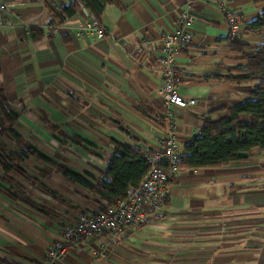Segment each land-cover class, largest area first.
<instances>
[{
    "label": "crops",
    "instance_id": "1",
    "mask_svg": "<svg viewBox=\"0 0 264 264\" xmlns=\"http://www.w3.org/2000/svg\"><path fill=\"white\" fill-rule=\"evenodd\" d=\"M72 1L0 0V151L22 157L33 147L45 155L29 153L19 172L0 162V260L12 264H42L65 226L105 203L94 186L117 143L160 146L168 131L157 93L162 37L188 10L194 42L177 66L182 94L196 103L173 107L182 146L199 136L205 116L217 119L251 98L255 84L228 79L246 60L231 49L230 25L216 2L117 0L99 20L103 38L79 35L76 25L49 30L57 8ZM220 1L243 18L246 41L264 43V31L245 30L264 0ZM2 101L18 115L11 125L18 136ZM58 264H264V151L216 168L182 167L157 216L114 236L81 239Z\"/></svg>",
    "mask_w": 264,
    "mask_h": 264
},
{
    "label": "trees",
    "instance_id": "2",
    "mask_svg": "<svg viewBox=\"0 0 264 264\" xmlns=\"http://www.w3.org/2000/svg\"><path fill=\"white\" fill-rule=\"evenodd\" d=\"M116 1L76 0L62 6L61 10L66 16L72 18L80 13V7L83 5L91 12L94 20L100 23L105 7ZM240 19L243 20L242 17ZM59 22H61L59 15L54 13V19L49 25ZM245 30L264 31V9L260 17L245 23ZM243 34L244 32L240 36H234L230 33L228 36L231 49L241 52L242 58L246 60L244 65L235 70L236 74L230 75L228 79L235 82H255L252 96L227 109L226 114L217 119H213L211 114L204 117L199 136L184 144V156L180 161L183 168L221 167L234 161L247 159L254 149L264 151V43L252 46L244 39ZM6 102H1L5 121L9 124V131L18 136L11 126L18 115ZM2 126L0 123V137L5 129ZM116 145V153L105 170V177L100 180L99 185L94 186L104 204L108 205L125 198L128 189L131 186H137L149 170L145 157L147 150L123 143ZM29 153L37 154L39 157L45 156L35 148L28 147L22 155L23 158L15 153L0 151V162L7 172H19L20 163L29 156ZM64 172L84 185L93 187V184L81 174L68 168H64ZM1 263L12 264L5 260Z\"/></svg>",
    "mask_w": 264,
    "mask_h": 264
},
{
    "label": "built area",
    "instance_id": "3",
    "mask_svg": "<svg viewBox=\"0 0 264 264\" xmlns=\"http://www.w3.org/2000/svg\"><path fill=\"white\" fill-rule=\"evenodd\" d=\"M221 5L230 25V33L240 36L243 32L241 17L231 7L220 0H209ZM6 6L3 5L2 8ZM81 13L74 17L66 16L60 7L57 13L61 22L48 25V29L57 32L68 25H76L78 34L89 33L97 38L105 37L107 31L92 17L90 11L81 6ZM195 23L194 14L188 10L179 20L176 28L166 33L161 47L159 67L163 80L158 88V95L167 108L168 131L161 140L160 146L148 150L145 154L149 170L137 186L128 189L127 196L116 200L113 204H101L95 211L79 213L72 222L65 226L60 235L49 243L45 260L42 264H58L67 252L81 239L98 234H118L131 228L140 227L164 208L168 199L172 181L182 170L180 161L184 149L173 120V107L187 108L196 103L195 98L182 94L180 84L182 73L177 66V58L182 51L190 48L194 36L189 27ZM0 264H2L0 262Z\"/></svg>",
    "mask_w": 264,
    "mask_h": 264
},
{
    "label": "rangeland",
    "instance_id": "4",
    "mask_svg": "<svg viewBox=\"0 0 264 264\" xmlns=\"http://www.w3.org/2000/svg\"><path fill=\"white\" fill-rule=\"evenodd\" d=\"M105 235H107V234H105ZM114 235H116V234H113L112 236H114Z\"/></svg>",
    "mask_w": 264,
    "mask_h": 264
}]
</instances>
